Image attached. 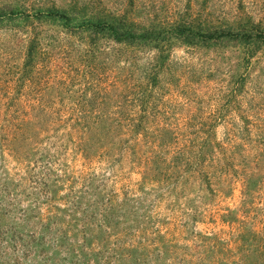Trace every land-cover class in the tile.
<instances>
[{
  "label": "rangeland",
  "instance_id": "rangeland-1",
  "mask_svg": "<svg viewBox=\"0 0 264 264\" xmlns=\"http://www.w3.org/2000/svg\"><path fill=\"white\" fill-rule=\"evenodd\" d=\"M182 26L264 0H0V264H264V42Z\"/></svg>",
  "mask_w": 264,
  "mask_h": 264
},
{
  "label": "trees",
  "instance_id": "trees-1",
  "mask_svg": "<svg viewBox=\"0 0 264 264\" xmlns=\"http://www.w3.org/2000/svg\"><path fill=\"white\" fill-rule=\"evenodd\" d=\"M52 15L58 16L59 19L62 20H69L70 17L68 15H66L65 13H62L59 10H52ZM92 25H94L96 28L98 29H102V30H110L117 39L122 40L123 38L126 39H130V38H141V33L138 34L137 29L130 27V25L127 23L126 19H109V20H105V19H98L97 22H92ZM182 33H188L187 35V39L192 40L194 42V40H202L204 42H209L213 39L219 38L223 35L225 36H234V37H240L241 39L244 38L245 40H250L251 38H255L258 39L262 42H264V31H262V29H256L254 31V33L251 31H244V32H240V33H234L233 31H225L222 33H216V32H209V33H205L202 31H198L199 34H197V32H195L193 29H190L188 26H182L181 28ZM146 32H148V34L146 33V35L144 36H150L151 34H153V30L152 29H148ZM191 36H193L194 38H191ZM196 38V39H195ZM4 209L6 211H10L11 209H9V206L3 204L0 205V210ZM27 211V209H24V215L26 214L25 212ZM60 229L56 228V231H59ZM12 240H10L8 242L12 243V245H10L13 249L12 251L16 252V253H21L23 254V257H29L33 252H34V244H38V248L41 249V252H45L44 249L46 248V245L48 243V240H44L43 236L42 237H36L34 242L32 240V242H30L28 239L24 240L25 238L23 237V235H20V233H18V231L14 228V230L12 231ZM8 247V246H6ZM1 254V252H0ZM2 255V254H1ZM18 255V254H17ZM20 256V255H18ZM22 258V256H20ZM1 258V257H0ZM137 260V259H136Z\"/></svg>",
  "mask_w": 264,
  "mask_h": 264
}]
</instances>
